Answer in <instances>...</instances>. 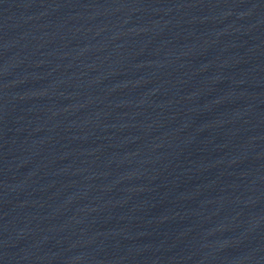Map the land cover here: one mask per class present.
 <instances>
[{"label":"water","instance_id":"water-1","mask_svg":"<svg viewBox=\"0 0 264 264\" xmlns=\"http://www.w3.org/2000/svg\"><path fill=\"white\" fill-rule=\"evenodd\" d=\"M0 264H264V0H0Z\"/></svg>","mask_w":264,"mask_h":264}]
</instances>
